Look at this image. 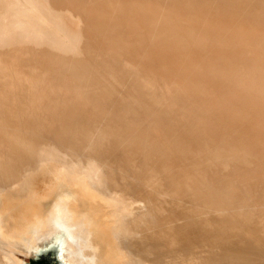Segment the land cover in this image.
Instances as JSON below:
<instances>
[{"label":"bare ground","instance_id":"obj_1","mask_svg":"<svg viewBox=\"0 0 264 264\" xmlns=\"http://www.w3.org/2000/svg\"><path fill=\"white\" fill-rule=\"evenodd\" d=\"M55 243L264 264V0H0V264Z\"/></svg>","mask_w":264,"mask_h":264},{"label":"rangeland","instance_id":"obj_2","mask_svg":"<svg viewBox=\"0 0 264 264\" xmlns=\"http://www.w3.org/2000/svg\"><path fill=\"white\" fill-rule=\"evenodd\" d=\"M116 245H119L118 240L115 242ZM65 248L59 244H50L45 246L43 249H41L40 253L38 255H31L30 257H27V259L32 264H39L41 262H44L46 264H75L71 260H68L67 256L65 255ZM213 264H247L243 263L239 260H220Z\"/></svg>","mask_w":264,"mask_h":264},{"label":"trees","instance_id":"obj_3","mask_svg":"<svg viewBox=\"0 0 264 264\" xmlns=\"http://www.w3.org/2000/svg\"><path fill=\"white\" fill-rule=\"evenodd\" d=\"M39 264H46V263H44V262H41V263H39Z\"/></svg>","mask_w":264,"mask_h":264}]
</instances>
